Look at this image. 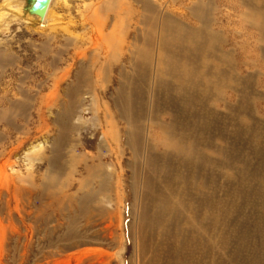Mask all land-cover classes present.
<instances>
[{"label": "rangeland", "instance_id": "obj_1", "mask_svg": "<svg viewBox=\"0 0 264 264\" xmlns=\"http://www.w3.org/2000/svg\"><path fill=\"white\" fill-rule=\"evenodd\" d=\"M148 1L161 12L182 15L193 28L200 24L191 9L213 3L208 19L225 40L221 48L233 54L229 58L235 63L229 61L239 68V78L256 77L250 82L247 111L239 106L237 85L219 87L207 101L212 106L204 99L200 108L213 112L209 119L216 123L190 130V140H197L204 154L202 171L209 172L205 191L222 206L216 228L207 223L206 242L212 239L214 247L204 259L207 264H255L259 251L251 232L263 190V180L254 179L260 164L254 149L262 150L264 137L261 18L245 8L252 0ZM33 2L0 0V264H141L155 252L170 263L172 243L141 232L144 151L151 138L165 142L164 130L150 122L155 111L147 98L149 74L142 89L146 96L137 107L143 126L139 121L136 158L115 104L118 71L130 68L129 45L136 34L152 39L148 48L140 43V49L152 52L155 60L156 26L145 33L141 0H52L45 27H40V17L30 11ZM157 19L159 15L155 23ZM216 63L209 59L213 68ZM203 111L201 117H207ZM168 114L167 107L157 113L165 123ZM228 148L236 151L232 165L227 164ZM243 160L249 165L240 181ZM187 175L192 177V171ZM260 177L264 179V166ZM240 182L246 185L238 186ZM77 201L84 207L80 211Z\"/></svg>", "mask_w": 264, "mask_h": 264}, {"label": "bare ground", "instance_id": "obj_2", "mask_svg": "<svg viewBox=\"0 0 264 264\" xmlns=\"http://www.w3.org/2000/svg\"><path fill=\"white\" fill-rule=\"evenodd\" d=\"M51 3L52 0H50L45 16L39 18L42 23H40V27H45L44 23L50 12ZM141 4L140 23L148 26L145 33L149 35L155 26L158 32L156 47L154 46L156 48V58L155 60L153 59L152 52L150 54L147 51H142V48L140 49V43L143 45L141 47L148 48L152 39L150 40L147 37L140 39V34L133 35L135 39L129 45L133 49L129 56V72L125 71L126 69L118 71L119 85L116 89L115 100L118 114L128 127L127 132L125 131L127 135L126 143L136 158L140 147L138 140H141L139 138L138 127H141L139 121L141 123L140 119L141 117L143 118L141 115L142 111L140 112L141 109L138 110V105L143 101L145 95V93L143 94L144 90H142L143 83L149 76V80H152V82L149 97L147 98H149L148 103L152 105L155 111V115L150 118V122L159 125L164 130L165 135V142L162 144L154 142L151 138L149 144H146L144 151L146 155V174L143 178V183H141L144 191L142 193L144 201H142L141 232H146L149 236H153L156 233L162 241L172 243L173 249L175 248L174 252H172L174 254L173 260L167 264H207L204 259L207 254L206 251L207 249L212 250L214 247V244L211 245L212 239L206 242L208 240V238H205L208 228L207 223L212 225L211 228H216L215 225L219 219L217 211L219 212L222 206L221 201L215 195L208 196L205 191L208 187L207 178L209 172H207V168L202 171L201 162L204 159V154L198 147L197 140L193 138V140H190V130H198L200 127L216 123L215 118L209 119V115L213 112H210L208 108L205 111L200 110V108L203 107L204 99H206L207 103L211 94L220 92L219 87L232 88L233 85H237L241 94L239 106L241 109L245 108L243 111H247L246 108L250 106L248 95L252 91L250 82L256 77L254 75H246L244 78H239V68H234V64L229 61V56L233 54H231V51L227 52V50L224 52L221 48L225 40L212 30V19H208L209 14L214 9L211 6L215 7V5H211L213 3H208V5L206 3L196 4L198 6L191 9L192 16L200 24V26L194 28L183 22L184 18L180 14L170 15L167 11L161 12L157 6H154L148 0H141ZM244 6H246L245 8L251 15H258L261 18V25L258 27L261 30L264 27V0H252L245 3ZM133 15L139 16L138 13ZM156 15L160 17L159 21L157 19L158 23L154 21ZM260 34L264 35L263 33ZM260 52L264 58V48ZM209 59H214L215 62H218L216 64L219 65L213 68L209 64ZM230 60L232 61V59ZM153 62L155 65L154 70ZM121 68H123V65ZM106 69L110 74L111 65H108ZM95 77L97 78L98 75L96 74ZM173 84L175 87H173ZM237 86H234L235 89ZM171 90L175 91L172 93ZM221 90L223 91V89ZM174 96L181 98L182 101H176ZM218 96L215 99L216 102L221 98ZM214 98L211 100H214ZM211 102L206 105L210 107ZM166 107L169 109V114L166 116L167 123L163 119L158 118L157 115L160 109ZM202 111L205 112L203 114L207 115V117H201ZM146 115L149 116V114ZM254 138L257 139L256 136ZM260 145L263 152H261L262 150L256 151L254 149L255 157L260 159V164L255 169L254 179L258 180L261 178L263 180L260 182L263 190L260 192L259 214L251 232L257 242L256 250L259 251L255 264H264V215H262L264 210V179L260 177V172L264 166V137ZM225 151L230 157L227 164L232 165L233 155L236 151L231 150V148ZM248 165V160L242 161L241 173L239 174L240 181L247 177L246 169ZM175 170H181L186 174H175ZM191 171L192 177L187 175V172ZM206 172L208 174L207 177ZM211 177L214 178L213 176ZM200 179L202 181L199 185ZM245 185L243 182L238 184L241 187ZM211 186H216L214 179ZM88 196L87 198L89 199L90 195ZM89 201L91 202V200ZM76 204L79 211L84 208L83 206L81 207V201H77ZM230 214L228 213L227 215L229 216ZM211 228H208V230H211ZM245 233L246 231L244 235ZM144 240L145 238L142 242ZM239 249L236 251H241ZM194 255L198 256L197 260H194ZM148 258V260L145 258V262L141 264H165L159 252H155L153 257Z\"/></svg>", "mask_w": 264, "mask_h": 264}, {"label": "water", "instance_id": "obj_3", "mask_svg": "<svg viewBox=\"0 0 264 264\" xmlns=\"http://www.w3.org/2000/svg\"><path fill=\"white\" fill-rule=\"evenodd\" d=\"M50 4V0H34L30 11L40 18L45 16L46 10Z\"/></svg>", "mask_w": 264, "mask_h": 264}]
</instances>
